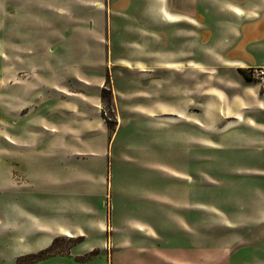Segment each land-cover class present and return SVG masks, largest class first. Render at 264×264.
I'll return each instance as SVG.
<instances>
[{
  "label": "rangeland",
  "instance_id": "1",
  "mask_svg": "<svg viewBox=\"0 0 264 264\" xmlns=\"http://www.w3.org/2000/svg\"><path fill=\"white\" fill-rule=\"evenodd\" d=\"M251 3L248 16L262 18L264 0ZM226 4L0 0V264H32L21 256L48 246L29 252L34 248L10 243L31 234L24 230L32 221L31 191L50 186L46 178L25 179L9 162L11 118H20L25 107L37 112L41 98L61 110L70 98L84 101L88 94L96 101L94 132H55L64 150L58 180L65 193L76 194L81 212L104 210L106 233L58 236L59 256L46 264H154L153 253L169 262L159 248L184 242L175 236L181 229L168 207L154 199L157 192L189 195L197 210L189 219L202 213L203 264H264V104L258 87L243 76L241 99L216 92L213 117L203 114V75L218 86L229 77L224 70L203 72V10L223 12ZM261 40L257 30L255 42ZM69 138L80 145L73 153ZM76 164L80 173L72 180L68 166ZM12 192L26 205L16 206Z\"/></svg>",
  "mask_w": 264,
  "mask_h": 264
},
{
  "label": "crops",
  "instance_id": "2",
  "mask_svg": "<svg viewBox=\"0 0 264 264\" xmlns=\"http://www.w3.org/2000/svg\"><path fill=\"white\" fill-rule=\"evenodd\" d=\"M223 1L228 3L223 12H219L217 9L203 10L205 28L203 33V72H209L214 69L224 70L231 78H225L226 86H218L216 81L210 83L207 80V76L203 75V114L207 118L213 117L210 106L215 103L214 95H216V92H220L224 97L231 99H241L242 92H246L242 82L243 75L239 69L245 70L248 67L264 66V40L255 42L257 30L264 37V16L258 20L248 16L250 15L252 0L244 1L242 4L239 3V0ZM184 5H186L185 2ZM232 6L237 8L232 10ZM175 21H178V19H175ZM243 50L248 52V58L243 57ZM180 54L183 55V52H180ZM174 56L171 55L167 58L178 59ZM186 62L187 60L183 66H187ZM170 69L175 70V68ZM228 84H231V86ZM255 86L257 85L255 84ZM259 90L260 88L258 87V91H256L259 94L258 102L264 104V91L260 92ZM85 97L86 100L84 101L80 100V98L77 100L73 99V101L70 98L68 107H63L61 110L55 109L56 106L48 104L47 101L41 98L37 112L29 113L31 109L22 108L19 113L20 118H11L12 120L9 122V126L14 129L11 134L15 137V140L8 144L9 162L13 160L14 164H18L19 173L25 179L34 181L33 177L35 178L36 176L39 179L46 178L47 181H50L49 188L31 191L29 194L32 216L30 228H25L26 224L24 223V230L31 231V234L28 235L29 237L22 240L16 235L14 240H10V243L17 244L19 247L29 246L34 248L28 250L29 252L49 246L50 241L60 235L67 234L69 237L73 235L82 236L85 230H96V232L98 230L101 234L106 233L104 210L100 212L95 209V213L81 212L76 194L73 191L65 193L63 188L59 186V180L62 181V179L58 180V174L62 171L61 167L63 165L61 163L64 150L59 147L56 130H64L69 134L74 133V131L90 134L95 129L96 101L93 99V95L88 94ZM204 108L208 110L207 113ZM188 130L190 132V127ZM38 135H40V138H37L39 139L37 142L27 141L28 137L31 141ZM68 141L71 153L75 149L80 148V145H75L72 139L69 138ZM105 155L106 151L104 152V157ZM99 157L101 159L102 156L99 155ZM69 162L77 163L78 158L69 159ZM68 173L73 180L74 176L80 173L78 165L77 167H74V165L68 166ZM83 174L85 177L90 176L85 171H83ZM173 177L175 178L176 176ZM27 194L26 192L25 197H27ZM9 198L14 200L16 206L21 205V202H23L16 192L10 193ZM154 199L168 207L165 212L174 216L182 233L180 235L179 232L175 236L182 237V242L184 243L176 244L175 248L168 251L159 248L160 252L164 251L169 255L171 258L169 262L160 258L159 254L158 256L154 253L145 255L151 256L154 259V264H203V234L199 231L203 226L202 213L200 214V219L197 216H194V219H189L187 215L191 211H197L196 208L193 209L191 206L190 196L157 192L154 195ZM82 202V204L88 206L92 205ZM23 203L26 205L25 202ZM202 207L203 205L201 204V209ZM185 227H188V229H185ZM10 229L12 230V228ZM191 231H195V233H191ZM196 237H199V241H195ZM56 254L32 264L49 263L54 257L59 256Z\"/></svg>",
  "mask_w": 264,
  "mask_h": 264
},
{
  "label": "trees",
  "instance_id": "3",
  "mask_svg": "<svg viewBox=\"0 0 264 264\" xmlns=\"http://www.w3.org/2000/svg\"><path fill=\"white\" fill-rule=\"evenodd\" d=\"M239 71L241 72V74L244 77H246V72L244 69H239ZM106 83H107V80H106ZM103 93H104V90H102L101 97H103ZM109 94H110V92H109ZM105 120L107 123H109L108 118H105ZM57 240H58V237L54 238L53 241L51 242V244L49 246L45 247L44 249H41L40 251H38L36 253H29V254L23 255L21 257L28 258L29 260L27 263H33L35 261L47 258V257L56 253V251H54V245H55Z\"/></svg>",
  "mask_w": 264,
  "mask_h": 264
},
{
  "label": "built area",
  "instance_id": "4",
  "mask_svg": "<svg viewBox=\"0 0 264 264\" xmlns=\"http://www.w3.org/2000/svg\"><path fill=\"white\" fill-rule=\"evenodd\" d=\"M246 79L251 80L260 89H264V66H254L245 69Z\"/></svg>",
  "mask_w": 264,
  "mask_h": 264
}]
</instances>
